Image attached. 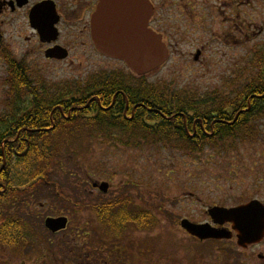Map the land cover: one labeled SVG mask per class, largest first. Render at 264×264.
<instances>
[{
  "label": "flooded vegetation",
  "instance_id": "obj_1",
  "mask_svg": "<svg viewBox=\"0 0 264 264\" xmlns=\"http://www.w3.org/2000/svg\"><path fill=\"white\" fill-rule=\"evenodd\" d=\"M98 2L99 0H0V98L6 100L8 107V111L0 112V117L11 120L9 130L16 129L17 134L43 132L57 128L60 117L71 119L72 110L78 107L73 106L64 112L63 106L66 104L77 100L86 101L90 105L97 101L109 113L107 117H122L129 124L128 128H119L116 132V135L128 134L134 137L122 140L125 146L139 147L142 145L139 143L141 140L155 145L173 139V143L163 145L178 150L199 151L209 145L221 147L229 140L232 141L234 149L241 142L252 141L255 149H251L246 156L250 158L249 175L245 181L234 183L230 203L223 200L210 203L205 207L202 220L183 217L179 219L178 227L189 238L190 243L197 245L196 248L190 245L193 248H188V258L197 254L199 248L202 252H206L207 247L210 248L207 255L199 258V261L187 260L185 264H264V131L254 127L255 123L264 121V105H255V101L264 103V95L255 96L251 93L232 97H183L179 99L201 102L198 106L199 112L194 109L163 112L164 108H174L172 101L176 98L163 97L161 100L164 105H159L156 85H145L143 82V77L150 72L137 75L123 61L105 57L97 50L92 39L91 17ZM242 2L246 3V0ZM222 5L223 7L212 6V11L207 0H202L199 4L198 0H106V47L114 53L122 54L146 53L152 48L150 52L153 54L156 52L153 40L159 39L168 56H192L195 62L208 52L214 54V51L221 50L220 45L228 48L227 50H233L237 44L236 36H248L251 26L248 23L239 25V0H226ZM212 17H219L229 23V33L214 34L206 23L208 19L215 21ZM94 57L106 60V70L97 71L99 77L106 75V86L101 82L103 86L95 89V80H90V77L80 83L79 79L72 80L69 84L66 82L68 85L65 86L66 83L51 84L32 78L36 61H42L49 66L65 63L69 70L77 71L78 67H83V62L91 63ZM31 58L34 64H31ZM3 88L6 91H2ZM143 90L146 91L145 96ZM104 98L106 107L101 105ZM16 100L26 106L33 102L39 103L43 106V113H46V103H57L49 114L51 126L30 128L23 125L28 115L26 111L16 112ZM56 109L59 110L58 113H55ZM95 114L97 111L92 108L88 115ZM180 124L187 137H200L199 142L192 143L176 137L161 140L141 137L156 134L161 125L178 128ZM107 130H111V133L116 131L110 128ZM222 132L225 133L223 139ZM210 137L213 139H206ZM94 183L97 182L90 181L91 192H98L99 189ZM106 183V192L99 191L100 193L107 194L110 190V184ZM28 197L23 200V211L29 218L32 215L38 216L33 214L36 209H29L31 199H27ZM103 203H106V211L109 210L106 223L86 224V228L82 227L66 236L68 240L61 246H56V254L45 251L41 241L34 240V227L30 225L27 217L32 233L9 248L15 257L10 260L9 256L6 263L125 264L128 248L122 235L129 227L132 230V225L142 232L156 229L159 209L143 208L139 206L136 198L123 196L118 201L106 200L88 204L87 208L94 219V207ZM214 206L233 209L231 221L214 222L208 214V209ZM55 217H65L67 221L61 230L54 233L47 230L51 235L64 233L70 223L67 215L60 214ZM183 219L196 224H207L213 229H224L230 232V237L198 239L180 227ZM91 232L92 237L89 236ZM77 237L82 243H77ZM95 241L99 244H95ZM70 243L73 249L69 248ZM48 245L53 244L51 242ZM142 248H145V254L152 252L148 243L140 246L141 254ZM77 252L79 254L75 256ZM147 259L149 258L144 259L143 264L150 263ZM172 263L178 264L176 261Z\"/></svg>",
  "mask_w": 264,
  "mask_h": 264
},
{
  "label": "rangeland",
  "instance_id": "obj_2",
  "mask_svg": "<svg viewBox=\"0 0 264 264\" xmlns=\"http://www.w3.org/2000/svg\"><path fill=\"white\" fill-rule=\"evenodd\" d=\"M224 1L207 0V4L212 10V6L223 7ZM214 10L217 11L216 8ZM239 12V25L248 23L251 30L248 36H236L237 44L233 50L220 45L221 50L214 51V54L208 52L197 62L192 56H169L163 66L143 77L145 85L152 83L164 93L203 98L232 97L243 91L245 86L252 85L264 69V0H246V3L239 0ZM212 18L215 21L208 19L206 23L214 34L229 33V23L219 17ZM31 64H34L32 58ZM35 65L32 78L51 84H69L77 79L80 83L89 77L96 80L100 75L97 71L106 70V60L99 57H94L91 63L83 62V67H78L77 71L69 70L65 63L49 66L36 61ZM1 111H8L4 98H0ZM81 123L82 120L77 119L67 126H59L50 136L39 140L48 141L53 153L45 175L48 184L35 185L36 189L33 187V194L28 197L31 199L29 209H36L33 214L38 215L27 218L34 227V240L41 241L45 251L56 254V246L67 241L66 236L86 228V224H102L96 215L94 219L88 204L118 201L125 196L136 198L143 208L159 209L156 229L142 232L132 225L133 231L129 227L122 235L128 248L125 264H143L145 258H149V264H173L174 261L185 264L187 260L199 261L207 255L209 247L206 252L197 249V254L188 258L187 250L193 248L190 245L195 248L197 245L190 243L180 231L179 219L187 217L199 221L203 219L208 204L218 200L230 203L234 183L245 181L249 175L250 158L246 156L255 149L254 143L241 142L239 149H234L229 140L221 147L209 145L199 151H185L163 145L173 143V139L150 145L137 138L142 145L130 147L120 141L104 139L93 126ZM254 127L263 132L264 121L255 123ZM12 173L20 174L21 170L13 166ZM90 181H105L111 188L107 194L91 192ZM60 214L67 215L70 223L64 233L51 235L45 230L44 218ZM89 236L92 237L93 233ZM78 238L75 239L77 243H82ZM51 242L53 245L49 246ZM147 243L152 252L145 254V248H142L141 254L140 246ZM95 244L99 242L95 241ZM69 246L73 249L71 243ZM9 256L10 260L15 257L9 248L0 246V264H7Z\"/></svg>",
  "mask_w": 264,
  "mask_h": 264
},
{
  "label": "trees",
  "instance_id": "obj_3",
  "mask_svg": "<svg viewBox=\"0 0 264 264\" xmlns=\"http://www.w3.org/2000/svg\"><path fill=\"white\" fill-rule=\"evenodd\" d=\"M101 78V80H100ZM106 75L99 77L95 80V89L97 87L106 86ZM101 82L103 84H101ZM147 90V89H146ZM157 96L159 98V105H164L163 97L176 98L172 102L174 108L166 109L162 111L169 112H183L185 109L196 110L199 112L198 106L201 105L199 101H188L181 100L179 98L187 97L179 95L174 92H161L157 88ZM252 90V91H250ZM264 95V69L262 70L259 79L253 82L252 85L245 86L243 91H239L237 95ZM146 95V91L143 90V96ZM55 102H48L45 104V112L43 113L41 104L29 103L27 106L21 103L15 102V110L26 111L28 115L25 118L23 125L30 128L50 127L51 109L56 106ZM101 105L106 107V98L101 101ZM215 105V104H214ZM255 105H264L262 101H255ZM76 106L77 109L72 110V117L69 120L59 118V126L70 124L77 119H81V125H90L95 128V132L101 135L102 138L114 139L124 143L122 140L134 138L128 134L116 135L119 128H128L129 124L124 119H114L107 117L108 112L99 106L97 101L88 104L86 101L74 100L71 103L63 106V111L67 112L71 107ZM91 106V108H90ZM197 107V108H195ZM92 108L97 111L94 116L88 115L91 113ZM258 112L257 109L255 110ZM59 110L56 109L55 113ZM88 115V116H86ZM180 119V117H177ZM18 123V120H15ZM21 122V121H20ZM59 126L55 129H58ZM11 127V120L8 118L0 117V246L10 248L11 246L20 243L22 240L28 238L32 233V229L29 227V223L26 220L28 215L23 211V200L25 197H30L32 188L36 189L37 184L43 183L46 180L45 175L47 174L48 166L52 160V146L47 142H39L40 138L50 136L55 129L43 132H22L17 134L16 129L9 130ZM64 128V127H63ZM62 128V130H64ZM110 129H115V132L111 133ZM156 134L151 136L142 135V138L147 139H171L173 137L187 139L188 142L198 143L200 137L195 136L194 138L187 137L185 129L182 124L178 128L171 127L168 125H161ZM66 131V130H65ZM177 131V132H176ZM67 132V131H66ZM172 132V133H171ZM49 134V135H48ZM225 135L222 132L221 138ZM207 140L213 139V137L206 138ZM31 165V167L29 166ZM13 166L21 173H12ZM33 194V193H32ZM28 199V198H27ZM15 208L16 210H13ZM22 209V210H21ZM109 210L106 211V203L94 207V213L99 222L102 224L106 223V217L109 215Z\"/></svg>",
  "mask_w": 264,
  "mask_h": 264
},
{
  "label": "water",
  "instance_id": "obj_4",
  "mask_svg": "<svg viewBox=\"0 0 264 264\" xmlns=\"http://www.w3.org/2000/svg\"><path fill=\"white\" fill-rule=\"evenodd\" d=\"M91 33L94 44L99 52L110 58L124 61L128 67L137 74H144L161 66L167 59L168 54L161 41L155 39L156 52L151 53L149 48L146 53L139 54H122L114 53L106 47V0H99L95 12L91 17ZM119 50V49H118ZM197 59V56L195 57ZM97 186V184H94ZM101 191L106 192L107 183L102 182L98 186ZM233 209L221 207H211L208 209L209 216L214 222L231 221ZM65 217H48L45 219V226L52 232L61 230L66 225ZM180 226L190 235L201 240L203 239H225L230 237V232L224 229H213L207 224H196L187 219L180 222Z\"/></svg>",
  "mask_w": 264,
  "mask_h": 264
}]
</instances>
